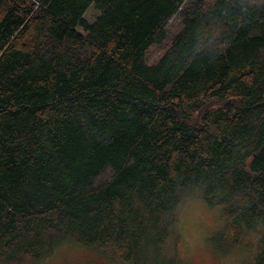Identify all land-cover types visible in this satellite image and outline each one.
Here are the masks:
<instances>
[{
  "label": "trees",
  "instance_id": "1",
  "mask_svg": "<svg viewBox=\"0 0 264 264\" xmlns=\"http://www.w3.org/2000/svg\"><path fill=\"white\" fill-rule=\"evenodd\" d=\"M195 196L264 264V0H0V264H183Z\"/></svg>",
  "mask_w": 264,
  "mask_h": 264
},
{
  "label": "rangeland",
  "instance_id": "2",
  "mask_svg": "<svg viewBox=\"0 0 264 264\" xmlns=\"http://www.w3.org/2000/svg\"><path fill=\"white\" fill-rule=\"evenodd\" d=\"M96 15L97 11L91 8L86 18L93 21ZM161 52L160 49L154 50L150 58L156 59ZM222 222L220 210L209 207L202 198L195 196L184 201L175 234L180 241L179 257L183 264H248L255 254L253 237L246 235L240 244L228 248L229 237L220 231ZM40 264L122 263L107 250L65 242Z\"/></svg>",
  "mask_w": 264,
  "mask_h": 264
}]
</instances>
